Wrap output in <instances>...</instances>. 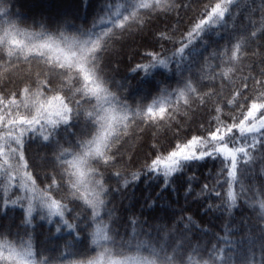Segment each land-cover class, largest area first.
I'll return each mask as SVG.
<instances>
[{"label": "snow or ice", "instance_id": "1", "mask_svg": "<svg viewBox=\"0 0 264 264\" xmlns=\"http://www.w3.org/2000/svg\"><path fill=\"white\" fill-rule=\"evenodd\" d=\"M27 2L0 0V264H264V0H70L55 20ZM136 36L133 94L119 59ZM182 109L196 131L154 133L138 157L139 133ZM209 161L195 191L187 173ZM142 176L177 199L183 180L184 206L123 212L116 194ZM196 201L252 209L259 241L246 217L239 239L240 224L198 221Z\"/></svg>", "mask_w": 264, "mask_h": 264}, {"label": "trees", "instance_id": "2", "mask_svg": "<svg viewBox=\"0 0 264 264\" xmlns=\"http://www.w3.org/2000/svg\"><path fill=\"white\" fill-rule=\"evenodd\" d=\"M66 1L70 2V0H38L37 3H33L32 0H28V2L25 5L26 7L25 14L29 16L43 14V15H48L50 19L55 20L57 16H55L54 11L57 10L58 7H60L61 2H66ZM257 3H259V0H257ZM95 6L99 7V0H96ZM92 14H94V9L89 10L85 18L90 20ZM181 15L183 16L184 14L181 13ZM184 19L186 20L187 17H184ZM134 40L137 41V44L146 42V38H142L140 36H136L134 38L129 37L122 42V46H121L122 52L120 53V59H119V63L121 65L120 74L122 76L127 72L128 66L133 65L135 62H137V58L128 57L126 55V52L123 50L125 46L124 44H126L127 42L130 43L131 41L134 42ZM258 70L259 69L257 68L256 71ZM127 79L131 80L130 91L133 94L141 90L142 84L137 83L133 73L127 72ZM193 108H195V105H193ZM225 111H227V109ZM184 112L185 110L182 109L178 113H172L173 119L171 121H166V124L168 126H159L149 131L139 133L140 135L143 136V140L140 142H136L137 145L136 155L142 158L144 153L149 151L150 143L154 142L152 141V135L154 133L158 136L160 141H164L166 138L171 137V135L175 131V125L177 123L182 124L185 131L195 132L198 125L202 122L201 114L197 113L195 117H193L191 112H189L188 115H185ZM133 140L135 142V138H133ZM262 163L264 162L257 160L255 164V168L257 170L256 179H260L258 173ZM218 166H219L218 162L214 165L213 162L209 161L207 164H202L200 167L193 168L187 173V175H192L194 173L195 176L198 177V181L193 183V188L195 189V191H199L201 184L206 182L205 177L208 176V170L211 169L212 172L215 173L216 168ZM251 178H252L251 175H249L248 180L250 181ZM145 180L146 177L142 176L139 182L132 185L122 194L120 193L116 194L117 204L119 205V207L123 212H128L129 210H131L139 213L141 211L142 205H145L147 203V198L149 196L156 197V205L154 209L151 210L145 209V215L159 216L164 214V211L166 210L164 201H171L172 203L177 204L178 206H184V196L182 195L183 180L177 181V186L181 190V194H179L178 199H177V195H174L170 189L165 190L162 193V197L157 196V193L161 192L160 182L156 180H147V183H145ZM211 180L212 178L209 177L208 182H210ZM192 195H195V192H193ZM211 203L219 204V201L213 198ZM187 207L190 212H194L196 214V219L198 221H204L206 223H209L217 231H220V225L227 220H230L231 224H240L241 226L240 232L235 233L237 239H239V237L246 231V228L240 219L241 217H246L248 219L247 229H250L251 236L257 242L260 239L258 235V230L260 225L257 222L255 213H253L252 209L248 207H237L234 210V213L231 217L228 216L227 212L223 208H221L219 211L209 209L208 214L201 215L200 213L201 202L199 201L193 202ZM45 228L46 225H44L43 222H41V224L39 225L38 232L43 233ZM223 234L224 233L221 232V235Z\"/></svg>", "mask_w": 264, "mask_h": 264}, {"label": "rangeland", "instance_id": "3", "mask_svg": "<svg viewBox=\"0 0 264 264\" xmlns=\"http://www.w3.org/2000/svg\"><path fill=\"white\" fill-rule=\"evenodd\" d=\"M70 10H72L70 2H67V1L66 2H61L60 7H58V9L54 11V14H55V16H59V15L63 14L64 12L70 11ZM124 45L125 46H124V49L123 50L125 52H127L128 49L135 48V46L137 45V41L134 40V42H132V41L130 43L127 42Z\"/></svg>", "mask_w": 264, "mask_h": 264}]
</instances>
